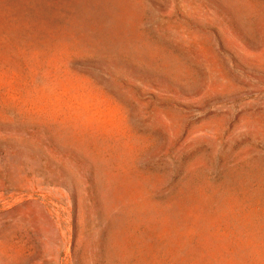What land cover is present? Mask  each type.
Returning a JSON list of instances; mask_svg holds the SVG:
<instances>
[{"label": "rangeland", "instance_id": "1", "mask_svg": "<svg viewBox=\"0 0 264 264\" xmlns=\"http://www.w3.org/2000/svg\"><path fill=\"white\" fill-rule=\"evenodd\" d=\"M0 264H264V0H0Z\"/></svg>", "mask_w": 264, "mask_h": 264}]
</instances>
